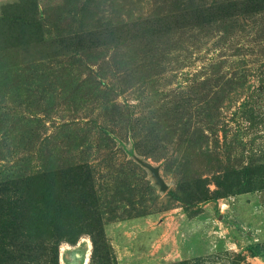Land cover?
<instances>
[{"label":"rangeland","instance_id":"374dc122","mask_svg":"<svg viewBox=\"0 0 264 264\" xmlns=\"http://www.w3.org/2000/svg\"><path fill=\"white\" fill-rule=\"evenodd\" d=\"M58 196L59 264H264V0H0V264Z\"/></svg>","mask_w":264,"mask_h":264},{"label":"trees","instance_id":"16d2710c","mask_svg":"<svg viewBox=\"0 0 264 264\" xmlns=\"http://www.w3.org/2000/svg\"><path fill=\"white\" fill-rule=\"evenodd\" d=\"M63 183L64 182L58 179L56 176L50 175V178L43 189L44 191L54 193L57 192L58 190H61V188L63 187ZM34 185L35 184L30 185L32 186L30 187V190L32 191L36 190L37 186ZM197 198L201 199L200 201L203 202L214 200L212 196L209 194L208 189L202 190L197 196ZM72 206L73 205H68L67 203L63 202L62 197L58 196L56 199H53V202L49 207H47L44 210L35 212V217L34 220L32 221V225L36 227V233H35L36 238L43 239V241L47 244V245L45 244L43 245L47 251L50 249L52 250V253L55 255L56 264H59L57 260L59 254V246L61 242L67 241L70 243H76L79 238V234L77 235V232L74 238H68L66 236V233L69 230V228L75 225V222L78 223L77 219L73 221L72 218L69 217L71 215L70 214L68 216L69 218L65 221V223H63L64 213L71 211ZM96 221L97 219L95 218L94 222ZM98 225L100 228V233L95 234V236L93 234V243H94L93 260L97 261L99 264H111L109 248L104 240L105 232H103L101 227V219H99ZM24 227L25 226H23L22 224L17 223L15 226V231H16L15 234L22 235ZM254 250L258 251L259 246L253 248V253L256 254ZM15 261H18V259H16Z\"/></svg>","mask_w":264,"mask_h":264},{"label":"water","instance_id":"95a60500","mask_svg":"<svg viewBox=\"0 0 264 264\" xmlns=\"http://www.w3.org/2000/svg\"><path fill=\"white\" fill-rule=\"evenodd\" d=\"M131 156L135 159V161L140 164L142 167L146 168L150 171L151 176L155 179V183L160 187L162 192H166L169 188L166 180L164 179L161 173V166L154 165L145 158L139 156L136 152H131Z\"/></svg>","mask_w":264,"mask_h":264},{"label":"bare ground","instance_id":"6f19581e","mask_svg":"<svg viewBox=\"0 0 264 264\" xmlns=\"http://www.w3.org/2000/svg\"><path fill=\"white\" fill-rule=\"evenodd\" d=\"M88 258H89V257H88ZM88 258H87V259H88ZM87 261H88V260H87Z\"/></svg>","mask_w":264,"mask_h":264}]
</instances>
